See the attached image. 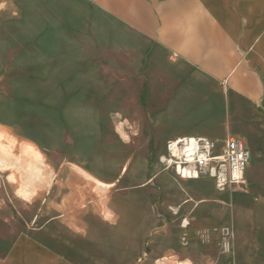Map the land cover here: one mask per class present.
I'll return each instance as SVG.
<instances>
[{"label":"rangeland","instance_id":"obj_1","mask_svg":"<svg viewBox=\"0 0 264 264\" xmlns=\"http://www.w3.org/2000/svg\"><path fill=\"white\" fill-rule=\"evenodd\" d=\"M88 14L72 0H0V131L23 167L0 164V218L50 224L53 246L80 264H264V146L256 177L224 190L206 180L209 231L190 225L187 180L165 177L146 99L107 64ZM29 163L42 170L27 199Z\"/></svg>","mask_w":264,"mask_h":264},{"label":"crops","instance_id":"obj_2","mask_svg":"<svg viewBox=\"0 0 264 264\" xmlns=\"http://www.w3.org/2000/svg\"><path fill=\"white\" fill-rule=\"evenodd\" d=\"M72 1L87 6L93 32H104L107 64L122 67L124 83H138L129 96L146 99L139 112L152 114L156 139L237 137L252 151L249 179L262 172L252 161L264 146V0ZM171 170L166 178H175ZM183 180L186 219L209 231V179ZM49 225L0 218V264H80L53 246Z\"/></svg>","mask_w":264,"mask_h":264},{"label":"built area","instance_id":"obj_3","mask_svg":"<svg viewBox=\"0 0 264 264\" xmlns=\"http://www.w3.org/2000/svg\"><path fill=\"white\" fill-rule=\"evenodd\" d=\"M165 163L183 179L205 178L220 190L245 182L252 151L240 138L228 137L223 143L207 136L188 135L167 143Z\"/></svg>","mask_w":264,"mask_h":264},{"label":"bare ground","instance_id":"obj_4","mask_svg":"<svg viewBox=\"0 0 264 264\" xmlns=\"http://www.w3.org/2000/svg\"><path fill=\"white\" fill-rule=\"evenodd\" d=\"M5 134V133H4ZM6 135V134H5ZM3 134L0 131V164L4 163L6 164V166H14L15 169H22L23 167L21 166V164L17 163V162H13L11 157H10V153H11V149H12V145L10 147H8L7 145H5L4 142H6L7 140H2ZM9 138V136H7ZM20 144H17V146ZM27 146V145H26ZM18 148V147H17ZM32 149V148H31ZM23 151V150H21ZM17 152V151H16ZM26 152V150H25ZM23 153V152H22ZM15 154V153H14ZM21 156V155H20ZM34 156V155H33ZM40 156V155H39ZM22 157V156H21ZM26 158V154L24 156ZM29 157V156H28ZM34 159V157H33ZM32 159V160H33ZM164 161H166V158L164 157ZM13 167V168H14ZM74 167V166H73ZM26 175H25V180L23 182L24 186L20 189V194L23 195L25 198L30 199L32 196V190L30 188V185L32 183V181L35 178H38L40 176V172L42 170V166L37 165L36 163H29L28 165H26ZM1 169V168H0ZM7 169V167H6ZM13 170V169H12ZM81 172H83L88 178H90L91 180H93L94 182H96L98 185L100 186H104V187H111L114 183H105L102 182L101 180L97 179L96 177L92 176L91 174H89L88 172H86L85 170L80 169ZM125 170V168H124ZM15 171V170H14ZM17 171V170H16ZM17 173V172H16ZM35 182V181H34ZM45 184V183H44ZM34 186V185H33ZM29 202V201H28ZM187 222V221H186ZM187 264V263H185Z\"/></svg>","mask_w":264,"mask_h":264}]
</instances>
